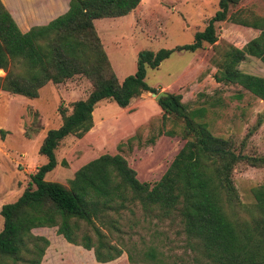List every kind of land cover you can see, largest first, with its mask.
I'll list each match as a JSON object with an SVG mask.
<instances>
[{
    "label": "trees",
    "instance_id": "1",
    "mask_svg": "<svg viewBox=\"0 0 264 264\" xmlns=\"http://www.w3.org/2000/svg\"><path fill=\"white\" fill-rule=\"evenodd\" d=\"M140 0H69L66 12L44 26L21 33L0 2V90L9 95L34 99L47 83H60L82 75L92 85L70 112H60L61 124L47 130L37 149L45 163L29 175V182L15 201L0 207V264H40L48 241L33 236L37 228H54L66 243L91 250L99 264L122 253L110 244L107 234H120L122 212L161 220H177L186 245L195 247L194 264H264V179L251 188L253 202H239L231 173L238 163L264 167V156L235 153L227 140L213 136L205 124L191 121L180 95L167 94L156 102L161 120H183L187 139L163 175L153 185L140 183L125 160L103 154L79 167L67 187L45 181L56 167L54 152L68 136L81 138L92 127V111L101 101L124 109L142 93L156 94L144 82L146 69H157L173 52L199 50L216 42L214 24H231L258 31L240 49L228 46L217 63L215 82L234 85L264 102V78L238 70L246 57L264 65V17L236 9L243 0H218L217 10L188 45L136 54L132 75L118 82L96 35L93 22L121 18ZM262 123L258 117L250 132ZM249 132V133H250ZM25 138L29 134L25 133ZM264 144V134L262 136ZM65 163L61 162V166ZM194 250V249H193ZM141 264H162L153 248L142 254ZM128 264H138L127 254Z\"/></svg>",
    "mask_w": 264,
    "mask_h": 264
},
{
    "label": "rangeland",
    "instance_id": "2",
    "mask_svg": "<svg viewBox=\"0 0 264 264\" xmlns=\"http://www.w3.org/2000/svg\"><path fill=\"white\" fill-rule=\"evenodd\" d=\"M218 0H140L128 15L98 19L93 26L118 82L132 75L139 51L155 52L188 45L217 10ZM244 9L264 17V0H243L231 12ZM216 42L193 52H173L157 69H146L144 82L157 93L180 95L191 121L205 124L215 137L231 143L235 153L264 156V102L234 85L214 81L213 75L228 46L241 48L258 31L227 21L214 24ZM238 70L264 78V65L246 57ZM3 73L0 71V77ZM92 89L82 75L60 83H47L34 99L9 95L0 90V207L16 200L29 182V175L45 163L37 149L47 130L61 124L60 112L68 115L73 102L83 100ZM92 127L81 138H64L54 152L56 167L45 181L67 187V181L82 165L100 155H119L140 183L153 185L163 175L187 139L183 120H161V110L149 93L132 99L124 109L101 101L92 111ZM258 117L261 125L250 132ZM25 133L29 138H25ZM250 132V133H249ZM61 162L65 165L61 166ZM231 178L239 202H253L250 190L264 179V167L236 164ZM2 219L0 217V230ZM120 234H107L110 244L122 247L121 255L104 264H128L127 254L138 264L143 252L153 248L162 264H194L195 247L186 245L177 220L144 218L138 208L121 213ZM48 241L40 264H99L92 251L66 243L54 228L30 231ZM194 249V250H193Z\"/></svg>",
    "mask_w": 264,
    "mask_h": 264
},
{
    "label": "crops",
    "instance_id": "3",
    "mask_svg": "<svg viewBox=\"0 0 264 264\" xmlns=\"http://www.w3.org/2000/svg\"><path fill=\"white\" fill-rule=\"evenodd\" d=\"M0 2L18 30L25 33L32 27L44 26L64 14L69 0H0Z\"/></svg>",
    "mask_w": 264,
    "mask_h": 264
},
{
    "label": "water",
    "instance_id": "4",
    "mask_svg": "<svg viewBox=\"0 0 264 264\" xmlns=\"http://www.w3.org/2000/svg\"><path fill=\"white\" fill-rule=\"evenodd\" d=\"M151 97L154 98L155 102H157L158 100L160 99H163L166 97V94L162 93V92H159L157 94H153V93H149Z\"/></svg>",
    "mask_w": 264,
    "mask_h": 264
}]
</instances>
